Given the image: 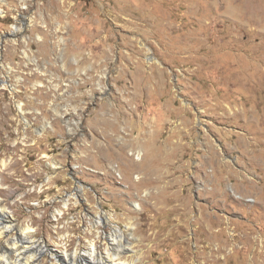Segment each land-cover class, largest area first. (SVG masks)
I'll return each instance as SVG.
<instances>
[{"label":"rangeland","instance_id":"1","mask_svg":"<svg viewBox=\"0 0 264 264\" xmlns=\"http://www.w3.org/2000/svg\"><path fill=\"white\" fill-rule=\"evenodd\" d=\"M1 41L0 207L31 240L264 264V0H0Z\"/></svg>","mask_w":264,"mask_h":264},{"label":"bare ground","instance_id":"2","mask_svg":"<svg viewBox=\"0 0 264 264\" xmlns=\"http://www.w3.org/2000/svg\"><path fill=\"white\" fill-rule=\"evenodd\" d=\"M137 154H139V158L141 152L139 151ZM134 206L138 208L139 203L135 202ZM102 216L101 213L97 215V219L94 222L96 226L100 225ZM28 229H30L29 226L22 229L18 228L14 224L12 217H10L4 208L0 207V236L11 234L10 238H7L6 243L2 244L0 248V264H33L37 254L44 253L45 251H48L60 264H67V262L68 264H128L125 261L119 260L120 254L127 248V244H124L126 240L125 234L115 224L112 225L109 233L104 232L103 234L110 243L104 255L96 250L93 243H90L88 250L85 252L53 253L51 249L40 243V241L31 240Z\"/></svg>","mask_w":264,"mask_h":264},{"label":"water","instance_id":"3","mask_svg":"<svg viewBox=\"0 0 264 264\" xmlns=\"http://www.w3.org/2000/svg\"><path fill=\"white\" fill-rule=\"evenodd\" d=\"M15 29H17L16 27H15ZM15 29H14V31L13 32H8L7 34H6V37L7 38H11V37H13L14 36V34H15ZM2 39V41L4 40V37H2L1 38ZM0 42V49H2V47H3V42Z\"/></svg>","mask_w":264,"mask_h":264}]
</instances>
